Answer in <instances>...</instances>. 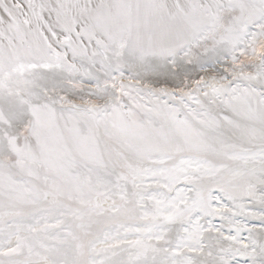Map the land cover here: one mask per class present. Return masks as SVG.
Here are the masks:
<instances>
[{"label": "snow or ice", "instance_id": "6c2138e0", "mask_svg": "<svg viewBox=\"0 0 264 264\" xmlns=\"http://www.w3.org/2000/svg\"><path fill=\"white\" fill-rule=\"evenodd\" d=\"M0 264H264V0H0Z\"/></svg>", "mask_w": 264, "mask_h": 264}]
</instances>
